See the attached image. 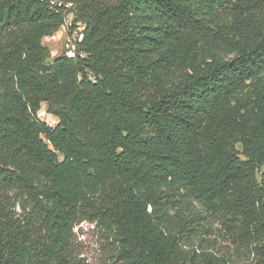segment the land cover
Instances as JSON below:
<instances>
[{
	"label": "trees",
	"instance_id": "16d2710c",
	"mask_svg": "<svg viewBox=\"0 0 264 264\" xmlns=\"http://www.w3.org/2000/svg\"><path fill=\"white\" fill-rule=\"evenodd\" d=\"M50 1L0 0V264H86L82 223L119 264H229L192 248L212 215L264 264V0H61L75 58Z\"/></svg>",
	"mask_w": 264,
	"mask_h": 264
},
{
	"label": "rangeland",
	"instance_id": "374dc122",
	"mask_svg": "<svg viewBox=\"0 0 264 264\" xmlns=\"http://www.w3.org/2000/svg\"><path fill=\"white\" fill-rule=\"evenodd\" d=\"M63 35L64 31L60 28L53 36L43 39V44L50 49L51 58L61 54ZM37 116L49 126L53 127L57 123V119L47 112L44 103L41 104ZM221 220L219 216H210L207 222L208 228L201 235L202 241H193L192 248H195L197 252H214L215 255L217 253L225 255V258H230L229 264H258L259 257L255 245H248L246 249H242L232 243L233 241L225 233L227 231L221 224ZM73 232L77 238L79 257L86 264H119L113 261V250L106 242L104 234L94 225L82 223L75 226ZM258 245L261 244L258 243Z\"/></svg>",
	"mask_w": 264,
	"mask_h": 264
},
{
	"label": "built area",
	"instance_id": "2783aa9c",
	"mask_svg": "<svg viewBox=\"0 0 264 264\" xmlns=\"http://www.w3.org/2000/svg\"><path fill=\"white\" fill-rule=\"evenodd\" d=\"M50 4L59 8H63L66 12L64 24L61 26L62 30L64 31V35L62 36L61 54L68 58H75L77 55L82 57L83 53L79 50V43L83 37L81 33L83 25L77 23L76 27L71 28L73 12L69 10L72 8V4L65 3L61 0H51Z\"/></svg>",
	"mask_w": 264,
	"mask_h": 264
},
{
	"label": "crops",
	"instance_id": "0c3cea01",
	"mask_svg": "<svg viewBox=\"0 0 264 264\" xmlns=\"http://www.w3.org/2000/svg\"><path fill=\"white\" fill-rule=\"evenodd\" d=\"M49 37H47L46 39H48Z\"/></svg>",
	"mask_w": 264,
	"mask_h": 264
}]
</instances>
